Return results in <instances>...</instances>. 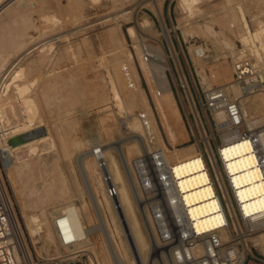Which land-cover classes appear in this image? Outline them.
<instances>
[{
	"label": "bare ground",
	"instance_id": "1",
	"mask_svg": "<svg viewBox=\"0 0 264 264\" xmlns=\"http://www.w3.org/2000/svg\"><path fill=\"white\" fill-rule=\"evenodd\" d=\"M75 1L76 4L73 1L71 2L74 3V8H76L75 5H78L79 9L82 4H84L86 1L88 2V0ZM115 1L118 4L114 6H116L117 8L120 7V10L122 7L126 9L124 5L128 7V3H130L131 1L134 2V0ZM198 1L199 3L202 2V0H180L179 5L182 9L181 11L184 12L186 17L193 18L194 16L195 18L198 16V18H200L202 16L197 15L199 14L197 11L198 9H196V7L198 6ZM52 2L51 0H6L3 5L0 6V82L7 92L5 93L3 98H1L0 96V158L10 190L17 200V205H19L20 207L19 210L21 211L20 213L22 214V218L25 222L26 233L32 239L35 237H40V234H43V241L45 243L50 242L51 244H55L54 231L51 225L52 219L56 214L64 211L67 215L74 236L79 240V242L77 243V248H80L83 252H87L90 249L93 250L92 252L94 254L93 258L96 262L95 264H167V261L165 260L162 252L160 253V258H152L153 254L157 253L159 249L162 248V244L158 243L156 238H154V236H156L153 228L155 224L153 218H149V212H146L143 209L141 210V207L140 213L138 212V203L136 204L137 201L135 199V192L133 190L129 175V164H131L132 161L131 157L133 158V156L144 152L141 145L140 134H143V131L136 119L138 113L141 112L147 113L150 117L156 147L163 150L165 160L168 163L183 164L186 162H190L194 160L195 157H197L199 154L198 147L194 145L177 147V145H182L183 143L188 142L187 139L184 138L185 136L182 137V134H180V136L182 135V138L178 136V132L174 128L181 126L182 123L174 120L175 125L173 126L171 124L173 121H169L166 116V111H169L170 109L172 111V114L176 115V117L180 119L178 117L176 109L173 107L169 92L170 89L166 85V77L164 73L165 66L161 65L162 62L165 61L164 55L162 54L161 44L159 43V41H156L157 47H151L154 53L153 57H155L156 61L158 60L157 63H153L147 70L143 68L147 64H143V61L141 60V66H143L142 71L144 76H146L149 72V82L153 81V84L154 86H156L157 90L160 88L158 95L155 91V95L157 96V98L156 101L153 102V106L156 111V115H158V119L160 121L163 133L166 136L168 145L171 146L172 149H169L167 147L163 137L160 135L161 133L158 129L155 117L153 115V109L147 103L146 98L142 94L141 96H139V93L137 91L138 76L136 71L132 67L131 55L128 52L124 51V46H121L122 41L119 39V36L117 34V29L119 31V28H115V24L113 25L114 27L110 25V27L108 26L109 28L103 30L104 34L101 39L103 38L104 42L113 49L112 51L114 52L113 55L115 57L113 58L114 61L115 59H117V61L120 60L121 57L124 60L122 62L119 61L117 65L113 63L116 66L112 65L115 68L113 70V73L111 74L119 89V95H116V91L114 89L112 90L113 103L115 105L114 109H116L115 111H117L118 116H121L122 120L120 121L119 126H121V129L126 132L127 136L121 140L119 139L120 141H117V143H113V146H108L109 148H107V146L105 148L104 145L96 146L97 144L93 143L97 141L96 139L91 141V146L89 145L90 147L87 148L88 150L86 149V151L81 152L75 158L76 160H74L76 161L77 170L80 175L81 185H79L78 183H73L69 187L65 183V181L60 178L59 172H57L58 170L56 168V165L52 163L51 168L49 169V171H47L45 167L41 169L40 167L36 166L33 163V160L39 158L43 154L42 142L46 140L49 134L48 131L44 129L43 125H41V115L36 104L37 100H41V103L51 104L52 101L58 99L60 97L61 91L63 89H66L65 86L70 87V85L74 84L73 81L71 84V75L62 74L60 75V77L57 76L56 79H54L53 77V80H50L48 83L45 81L46 83L44 85L41 84L43 86L38 88L39 90L36 91L35 95H33L34 93H29L31 89H25L24 94L27 93V98L24 100L21 99L20 93L16 91L15 98L17 107L16 105H8L9 101H7L9 99V95L13 92V90L18 89V84L31 78L30 76H33V74L38 72L41 67L47 68V73L50 74L51 71L58 70L54 69V66L57 67L59 66V64H63V67H67L69 65H72L73 63L75 49L72 45H69V43H65L66 45L62 43L64 46L62 45L61 47L60 42L58 48H61H57V50H55L56 44L59 42V40L63 39L67 35L60 36L58 34L57 38H54L55 34H52V38L51 36L50 38L49 36H47L49 40L46 38L48 41L45 43H41V40L38 41L36 36L34 37V35H30V30H37V25L35 26L30 20L31 14L34 12L35 15L38 9L44 11V8L50 7L49 4L53 6L54 11L56 12L55 7L57 8V6L59 5L55 6L53 5L54 2ZM262 4L263 2H261L262 7H260L259 11H264V5ZM63 7H61L59 11H62L64 9ZM109 7L111 6H108V9ZM50 8H48L49 11ZM41 10H39V12H42ZM112 10L115 9L112 8ZM45 11L48 12L47 9ZM224 12L225 14H223V16L221 15V17L227 18L229 12ZM48 14H44L43 12V15L40 14L41 16L38 17L39 19L41 18L43 21H45L46 25V22L51 21V18L53 16L51 14L49 16ZM37 16H39V14ZM56 16L57 15H55V17ZM260 16L261 15H258L257 17L253 18L255 20L254 29L249 28L248 21L245 17L244 19L246 20V25L248 24V30H246L244 33L242 32V34H245L248 41L255 46L257 58L260 57L264 61V24L263 21L260 20ZM114 17H111L104 22L114 20ZM158 17L160 16L158 15ZM56 19L59 18L54 19L53 17L52 20H54V22H51L56 24L58 22V20L56 21ZM72 19L70 18L69 20ZM113 23H115V21ZM139 27L142 29V31L147 33L151 32L153 29L152 25L147 20H142V22H139ZM43 29L44 31L42 30L43 32L40 34H43L46 30L48 31V28ZM201 30L213 37L214 40L218 42V45L221 46V48L224 47L225 49L231 51L230 53H233V46L227 40V38L223 36V34H221L222 36H220V33H214L209 27L205 25H201ZM49 31L52 33L51 30ZM35 32L33 34H35ZM72 33L74 32L72 31ZM128 34L131 38L139 37L138 35H135L132 28L128 29ZM164 34L165 40L167 41L169 47L172 48L167 32L164 31ZM234 34L236 35V33ZM183 35V38L185 39V33H183ZM41 39L43 38L41 37ZM82 40L87 42V40L90 39ZM216 41L215 43L217 44ZM69 42L72 43L71 40ZM77 50L78 49H76V51ZM34 53L36 54V56H34ZM191 53L193 58L195 59L194 61H198L197 59L203 58V48L193 47ZM28 56L30 57L26 60ZM32 56H34L33 59L31 58ZM12 59L13 61L11 62ZM258 59L257 62H259ZM15 61L16 63L13 64V62ZM23 62L26 63L25 65L21 66ZM123 63L129 67V69L127 68L128 70L125 69ZM16 66L17 72L14 74L13 70ZM235 68L238 69V66H235L234 69ZM12 74L14 75L12 76ZM41 76L43 77V75ZM150 77L152 81H150ZM225 80L226 78L224 76L223 80L221 81H224L225 84H228L230 82H226ZM181 81L189 99L190 106L192 107V111H194V106L187 88V84L184 80V77L182 76ZM201 81H204L207 87L210 86L209 83L206 82V80L201 79ZM216 81L219 82V79H216ZM120 85H122V87L124 88L123 90L121 89L122 87L120 88ZM259 85V83H256L254 86H249L248 89L259 87ZM73 87H71V89ZM228 89L236 98H239L241 95L240 92H243L240 90V88H237V85L234 84L229 85ZM260 90L263 92L254 93V96L258 97V100H256V102L253 101V103H248V106H245V104L241 100L240 103L242 104H240V109L242 128H247L249 132L248 134L253 137L255 145L259 150V154L261 155L262 163L264 165V89ZM30 94H32L33 96ZM257 101H259V103ZM258 104L261 106L259 107ZM262 106L263 108L261 110L260 108ZM194 114L196 116L195 111ZM214 115L217 120L224 118L221 113H216ZM196 120L199 124L200 122L197 116ZM177 122L179 123L176 124ZM27 134L28 138L27 136H25L24 140L18 139V137L20 138V136L22 137ZM222 138L223 145L218 147V150L222 151L221 153L224 155L225 160L229 161L230 163L237 161L242 173L252 179L249 180V183L247 184L252 187V196L246 199V201H248L246 204L248 205L245 207L251 208V213L248 216L252 217L249 218L252 221H259L264 218V199L260 197L263 195L261 191L264 189L259 190V186H255L259 179H255L257 177L256 175H254L256 171L253 170V166L250 165L249 161L251 158H248L249 155L247 152V148H244V139L242 137H238L237 134L233 135L231 139H228L229 135L226 133L222 135ZM90 139L91 138H89V140ZM33 147L39 149V154L21 160L17 158V154L19 152ZM207 149L218 182L222 190H224V185L222 184V180L220 177L221 173L217 168L215 157L208 147ZM101 158H103V162L106 168V174H108L110 178V182L107 183L104 182L102 176L104 169L100 164ZM188 171L191 172L187 173L186 175L192 174L193 177L197 175V177H195L194 179H198L201 177L198 176L200 174L198 173V171H194L190 167H188V170H186V172ZM37 180L39 181L37 182ZM203 185L204 184H200L197 187ZM109 186H112L115 189L116 198L110 199L108 197L106 190ZM23 195L25 197V201H23L22 199ZM72 197H77L79 199V206H75L73 204ZM210 198L211 197H207L197 202L199 204L192 214L196 226V230L194 232L188 233L185 229H179V222L177 221L179 217L175 209L172 210L170 215L168 216V226L170 227L167 228V235L170 236L171 234V238L175 239V241H178L179 243H184L187 241L185 243V246L182 247L183 249H181L180 252L178 251L176 253L177 257L173 256V260L175 263L182 262L183 264H186V261L190 260L192 264H217L216 258H211V252L207 247L211 239H215L220 244V246H223L225 243L232 241L231 239L233 238V230L239 233L240 224L237 219L232 201L229 199V197L225 196V205L227 210L229 211V217H227L224 213L219 199L213 201L210 200ZM27 207L32 208L33 211L31 210V213L27 212ZM245 210L246 212H249V210ZM260 225L261 222L256 223L255 229L258 230ZM172 229L174 230L172 231ZM261 231H256L254 233L255 236L253 235L254 237H250L249 240L254 245H260L262 249L264 247V232L261 233ZM96 233L98 234L97 239L100 240L99 252L96 251L95 247L91 248L90 246L92 244L94 246L95 240L93 241L92 235ZM183 238L185 239L183 240ZM246 239L240 240L243 252L239 253V258L237 260V263L235 264H242L246 255L250 251V248L246 243L248 239ZM160 240L162 241L161 237ZM190 242L193 243L191 246L187 244ZM147 250L151 255L149 260L147 259ZM224 250H221V252H223ZM228 254L229 257H235L234 255L237 253L234 249L228 250ZM216 255H214V257Z\"/></svg>",
	"mask_w": 264,
	"mask_h": 264
},
{
	"label": "rangeland",
	"instance_id": "2",
	"mask_svg": "<svg viewBox=\"0 0 264 264\" xmlns=\"http://www.w3.org/2000/svg\"><path fill=\"white\" fill-rule=\"evenodd\" d=\"M5 1L6 0H0V6L3 5ZM55 1L57 2L58 0H53V5H59L57 6V8L54 6L56 12L54 11L53 6L49 4L52 9L50 7L44 8V11L38 9L35 15L34 12L31 14L30 20L35 26L37 25V30H30V35H34V37L36 36L38 41L41 40V43L47 42L50 36L52 38V34H55L54 38H57L58 34L60 36L67 35L68 37L65 36L63 39L59 40V42L57 43L58 45L56 44L55 50H57L60 44V46L62 47V43H69V45H72L75 49L73 63L72 65H69L67 67H63V64H59V66H57L58 68L54 66V69H58L59 71L57 70V72L56 70H53L50 74L47 73V68L41 67V71L39 70L38 72L33 74V76L31 75V78L27 79L26 81L20 82L18 84V89L13 90V94L11 93L9 95V99L7 101H9L8 105H16L17 107L15 98L16 91L20 93L21 99L24 100L27 98V93L24 94L25 89H31L29 93H34L33 95H35L36 91L39 90L38 88L43 86L46 82L48 83L50 80H53V77L54 79H56L57 76L60 77V75L62 74L71 75V84L73 81L75 85L72 84L70 85V87L65 86L66 89H63L61 91L60 97L58 99L52 101L51 104L41 103V100H37L36 104L41 115V125H43L44 129L48 131L49 134L46 140L42 142L43 154L39 158L33 160V163L36 166L40 167L41 169L45 167L47 171H49V169L51 168L52 163L56 165V168L58 170L57 172H59L60 178L63 179L69 187L73 183H78L79 185H81L80 175L77 170L76 161L74 160H76L75 158L81 152L86 151V149L91 146V141L96 139L97 141L93 142L97 144L96 146L104 145L105 148L106 146L107 148H109L110 145L113 146V143H117V141H120L121 139L127 136L126 132L121 129V126H119L120 121L122 120L121 116H118L117 111H115L116 109H114L115 105L113 103L112 90L114 89L116 91V95H119V89L111 74L113 73V70L115 68L112 65H117L119 61L122 62L124 60L121 57L120 60L117 61V59H115L114 61L113 58L115 57L113 55V49L109 47L107 43L104 42L103 38L101 39L104 34L103 30L109 28L110 25H112V27L115 26V28H119V31L117 29V34L119 36V39L122 41V45H120L124 46V51L128 52L131 55L132 67L134 68L138 76L137 91L139 93V96H141L142 94L146 98L147 103L153 109V115L155 117L158 129L161 133L160 135L163 137L169 149L172 148L168 145L166 136L164 135L162 127L160 125L158 115H156V111L153 106V102L156 101L157 98V96L155 95V91L157 92V88L156 86H154L151 77L150 81L152 82H149V72L146 76H144L142 71V48L140 47L141 41L147 42L152 48L157 47L156 41H159V43L161 44L162 54L165 58V61L162 62L161 65L165 66V70L168 68V71L165 72L166 85L170 89L169 92L171 96V101L180 119H178L176 115L172 114V111L170 109L169 111H166V116L169 121H173L171 123L173 126L175 125V121H179L180 123H182L181 126L177 125L179 127L174 128L178 132V136L182 134L183 136H181H185L184 138H186L188 141L183 143L182 145H177V147L194 145L197 146L200 150L207 151L208 147L209 149L211 148L213 150V153H215L214 149L223 143L222 135L224 133H222L223 131L219 129L217 125V120L215 119L216 117H214L215 115H213L212 112L207 110L204 101V95L208 92V89H222L224 93L228 96V98L232 101L237 102L239 106L240 104H242L240 103L241 100L245 104V106H248V103H253V101L256 102V100H258V97L254 96V93L263 92L260 89H264V61L260 57H258L259 59L257 58L255 46L248 41L246 35L242 34V32L244 33L246 30H248V26L250 29L255 28V20L253 18L257 17L258 15H261L260 20L263 21L264 24V11H259L260 7H262L261 2H263L262 5H264V0H202L201 3H199L198 1V6L196 7V9H198L197 11L199 14L197 15H202L201 17H203L204 19L200 16V18H198V16L195 18L194 16L193 18L186 17L184 12L181 11L182 9L179 5L180 0H134V2L131 1L130 3H128V7L124 5L126 9L122 7L121 10L120 7H118V9L116 6H114L118 4L115 0H88V2L86 1L87 3L85 2L86 4L84 3L80 6V9L78 5H75L76 8H74V3L76 4L75 0H59L57 3ZM71 1H73L74 3ZM106 5L111 7L114 6L115 8H112L115 10H112L111 7H109L108 9V6ZM61 7L64 8V11L62 9V11H59ZM48 8H50V11ZM46 9L48 12L45 11ZM39 10H41L42 12H39ZM223 10L229 12L227 18L221 17V15L223 16V14H225ZM43 12L44 14H48L50 12L48 14L49 16L51 14L53 15L52 18H59L61 21L59 19H56V21L58 20V22H60H57L55 24L51 22H54V20H52L51 18V21L46 22V25L45 21H43L41 18H38L43 15ZM54 13L55 15H57L56 17ZM36 14H39V16H37ZM158 15L160 17H158ZM110 16H115L116 18L114 17V20L104 22L105 20L110 19ZM69 17L71 19L73 18L74 20H69ZM245 17L248 21V26L245 23ZM142 20H147L152 25L153 29L151 32L147 33L142 31V29L139 27V22H142ZM114 21L115 23H113ZM201 25L209 27L214 33H220V36H222L221 34H223V36L227 38V40L233 46V53H230L231 51L225 49L224 47L221 48V46L218 45V42L214 40L213 37L201 30ZM43 28H48V31L51 30L52 33L50 31L48 33V31L45 29L46 31L44 33L46 34L47 32V34H40L44 31ZM129 28H132L135 35H138L139 37L131 38L128 34ZM72 31L74 33H72ZM164 31L167 32V35L170 38L172 48L169 47L167 41L165 40ZM34 32L35 34H33ZM183 33H185V39L183 38ZM234 33H236V35ZM47 36H49V38ZM41 37L43 39H41ZM68 39H70L72 43L69 42L70 40ZM82 39L90 40H87L86 42ZM215 41L217 42V44L215 43ZM193 47L203 48V58H199L197 59L198 61H194L195 59L193 58L191 53ZM76 49H78V52L76 51ZM34 56H36L35 53ZM34 56H32L31 58L33 59ZM29 57L30 56H28L26 60L29 59ZM13 59L11 60V62L13 61ZM257 59L260 63L257 62ZM14 63H16V61L13 62V64ZM25 63L26 62H23L21 66L25 65ZM153 63L157 62L152 61L147 65L145 64L146 66H144L143 68L148 70V68ZM235 66H240V68L238 70L236 68L234 69ZM124 67L125 69H129L126 64H124ZM13 71L14 74L17 72V66L14 67ZM241 71H245L246 73L240 75L239 72ZM14 74H12V76ZM41 75H43V77ZM181 76L184 77V80L187 84V88L194 106V111L196 112V116L198 117V120L200 122L199 124L196 120L194 111H192V107L190 106V102L185 92L184 86L182 85ZM224 76L226 78L225 81H230L231 83L229 82L228 84H225L224 81H221L223 80ZM201 79L206 80V82L209 83L210 86L207 87L205 82L201 81ZM216 79H219V82L216 81ZM253 83H260V85L262 86L248 89V86L254 85ZM232 84L237 85V88H240V90L243 91L240 92L241 95L239 98L234 97V95L228 89V86ZM71 87L73 88L71 89ZM121 87L122 85H120V88ZM121 89L123 90L124 88L122 87ZM257 102L259 103V101ZM258 106L260 107L261 105L258 104ZM262 108L263 106L260 109L262 110ZM179 122H177L176 124H178ZM190 129H192V132L190 131ZM243 130L245 132L248 131L245 127L243 128ZM140 134L142 135V133ZM25 136H27L28 138L27 134L22 137L20 136V138L18 137V139L24 140ZM89 138L91 139L89 140ZM138 156L139 154L133 156V158L131 157V160ZM1 171L4 183L7 187L8 193L13 204L15 214L26 239L27 245L29 246L32 254L33 246L36 254L42 258L57 256V254L59 253V249L56 247L55 244H51L50 242L45 243L43 241V234H40V237H35L32 239L26 233L25 222L22 218V214L20 213L21 211L19 210L20 207L19 205H17V200L15 199L14 194L10 190L5 172L2 169ZM66 177L68 180L66 179ZM38 181L39 180H37V182ZM22 199L23 201H25L24 195ZM72 202L75 206H79V199L77 197H72ZM136 204L138 212L140 213V207L142 210L143 205L139 202H136ZM28 207L26 208L27 212L31 213L33 209ZM238 221L240 224L241 232L238 233L233 230V238L231 239L232 243L235 244L234 246L237 250L236 252H243L240 240H245L247 238L248 240L246 239V243L249 246L250 251L253 254H255L256 252L260 253V245L258 246L251 243L249 238L252 236H247L246 234H244V224L239 219V217ZM263 232L264 230L261 231V233ZM97 236V233L92 235V239L93 241L95 240V243L94 246L93 244L90 246L91 248L95 247L96 251L99 252L100 240L97 239ZM240 237L243 239H241ZM227 243H225L224 245H226ZM163 246L165 245H161L162 248ZM162 248H160L157 253H154L152 258H160V253L162 252L165 260L167 261V264H177L173 260V253L172 256H170L168 252H166V250ZM181 248L179 249V252ZM92 251L93 250L90 249L89 251L85 252V255L86 257L90 258V260L93 262L92 264H95L96 262L93 258L94 254ZM147 253V259L149 260L151 255L149 254L148 250ZM223 254L224 253H222L221 256H223ZM186 262V264H192L190 260H187ZM179 264L183 263L179 262ZM245 264L253 263L250 261L249 258H247Z\"/></svg>",
	"mask_w": 264,
	"mask_h": 264
},
{
	"label": "built area",
	"instance_id": "3",
	"mask_svg": "<svg viewBox=\"0 0 264 264\" xmlns=\"http://www.w3.org/2000/svg\"><path fill=\"white\" fill-rule=\"evenodd\" d=\"M140 47L142 48V61L144 64H149L152 61L157 62L155 57H153L154 53L152 48L147 42L141 41ZM239 68L240 66H238V69ZM166 71H168V68L164 73ZM245 71H241L239 74H245ZM259 87H261V85H259ZM158 92L159 90L156 92L157 95ZM5 93L7 92L0 82L1 98L4 97ZM204 101L207 110L212 112L213 115L216 113H221L223 115V119H215L217 120L219 129L223 131L222 133L229 135L228 139H231L235 134L244 139V148H247L248 158H251L249 161L250 165H252L253 170L256 171L254 175L257 177L255 179H259L255 186H259V190L264 189V165L253 137L248 134V131L245 132L242 128L241 109L239 104L230 100L222 89L208 90L204 95ZM136 119L143 131L141 135V145L144 152L134 158L129 165L131 184L135 192L136 201L143 205V210L149 212V218L151 217L154 220L155 225L153 228L156 234L154 238H156L158 243L165 245L162 249L166 250L170 256H172L173 253V255L177 257L176 253L181 247L185 246L187 242L179 243L171 238V234L170 236L167 235V228L170 227L168 226V216L171 211L175 209L178 213L179 219H177V221L179 222V229H185L188 233L194 232L196 226L192 214L199 204L197 202L207 197H211L210 200L213 201L219 199L227 217H229V211L225 205V196L229 197L232 201L236 216H238L244 224L243 230L245 232L244 234L247 236H253L255 231H257L255 225L258 222H261L258 230L264 229V218L259 221H252L249 218L252 216H248L251 213V208L245 207L248 205L246 204L248 202L246 199L252 196V187L247 185L249 180L252 179L242 173L237 161L230 163L225 160L224 155L221 153L222 151L218 150V147L222 146L223 143L214 149L215 153H213L211 148L210 150L215 157L217 168L221 173L220 177L224 185V190H222L218 182L207 150L198 149V156L190 162L183 164L168 163L165 160L163 150L156 147L152 122L148 114L144 112L138 113ZM190 131L192 132V129H190ZM100 164L104 169L102 175L104 182H110V178L108 174H106L103 158L100 159ZM0 166L3 170L1 158ZM188 167L194 171H198V173H200L198 176L201 177L194 179L197 175L194 177L192 174L186 175L191 172H186ZM1 169L0 264H92L93 262L89 257H86L85 252L77 248L79 240L74 236L64 211L56 214L51 224L54 231L55 244L59 249L57 256L42 258L36 254L33 246L32 254L15 214L10 195L3 180ZM200 184L204 185L197 187ZM261 192L263 195L260 197L264 199V190ZM106 193L110 199L116 198V191L112 186L107 187ZM245 209L249 210V212H246ZM173 230L174 229H172V231ZM239 232H241V229ZM159 234L162 241L160 240ZM184 239L185 238H183V240ZM187 244L191 246L193 243L190 242ZM234 245L235 244L231 241L226 245L220 246V244L212 238L207 247L211 252V258H216L217 264H235L239 258V252H236L237 254L234 255L235 257H229L228 254V250L235 249ZM221 250L224 251L221 252ZM222 253H224L223 256H221ZM214 255L216 256L214 257ZM247 258H249L253 264H264V247L260 250V253L256 252L253 254L249 251L242 264H245ZM177 264H179V262Z\"/></svg>",
	"mask_w": 264,
	"mask_h": 264
},
{
	"label": "water",
	"instance_id": "4",
	"mask_svg": "<svg viewBox=\"0 0 264 264\" xmlns=\"http://www.w3.org/2000/svg\"><path fill=\"white\" fill-rule=\"evenodd\" d=\"M36 154H39V149L36 148V147H33V148H30V149L24 150L22 152H19L17 154V158L19 160H21V159H24V158H27V157L34 156Z\"/></svg>",
	"mask_w": 264,
	"mask_h": 264
}]
</instances>
